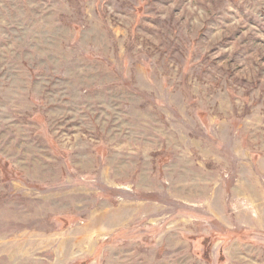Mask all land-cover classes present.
Returning a JSON list of instances; mask_svg holds the SVG:
<instances>
[{"label": "rangeland", "instance_id": "rangeland-1", "mask_svg": "<svg viewBox=\"0 0 264 264\" xmlns=\"http://www.w3.org/2000/svg\"><path fill=\"white\" fill-rule=\"evenodd\" d=\"M0 264H264V0H0Z\"/></svg>", "mask_w": 264, "mask_h": 264}]
</instances>
